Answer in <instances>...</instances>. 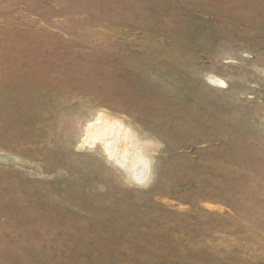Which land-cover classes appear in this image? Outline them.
Returning a JSON list of instances; mask_svg holds the SVG:
<instances>
[{"label":"rangeland","instance_id":"obj_1","mask_svg":"<svg viewBox=\"0 0 264 264\" xmlns=\"http://www.w3.org/2000/svg\"><path fill=\"white\" fill-rule=\"evenodd\" d=\"M0 264H264V0H0Z\"/></svg>","mask_w":264,"mask_h":264},{"label":"bare ground","instance_id":"obj_2","mask_svg":"<svg viewBox=\"0 0 264 264\" xmlns=\"http://www.w3.org/2000/svg\"><path fill=\"white\" fill-rule=\"evenodd\" d=\"M102 128H108V127H113L110 123H103L102 124ZM99 132L100 130L99 129H95V132ZM100 134H102L101 132H99ZM117 133L118 134H120V131H117ZM118 134H117V137H115V141H117V142H121L120 140H121V136L119 135L118 136ZM100 139H104V138H100ZM117 145V144H116ZM110 151V150H109ZM114 152V150H112V153ZM113 155H114V157L115 158H117V159H120V158H118L120 155H121V151L120 152H118V150L115 152V153H113ZM132 169H133V171L135 172V176H137V177H142L144 174H143V172H144V169H145V165L144 164H141L140 166H139V168H137L136 166H135V164L133 165V167H132Z\"/></svg>","mask_w":264,"mask_h":264}]
</instances>
